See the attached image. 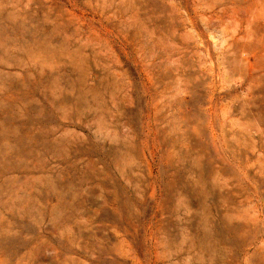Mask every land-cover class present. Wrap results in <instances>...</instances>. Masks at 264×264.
I'll use <instances>...</instances> for the list:
<instances>
[{
    "label": "rangeland",
    "instance_id": "374dc122",
    "mask_svg": "<svg viewBox=\"0 0 264 264\" xmlns=\"http://www.w3.org/2000/svg\"><path fill=\"white\" fill-rule=\"evenodd\" d=\"M0 264H264V0H0Z\"/></svg>",
    "mask_w": 264,
    "mask_h": 264
}]
</instances>
